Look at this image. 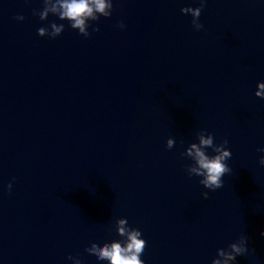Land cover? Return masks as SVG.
<instances>
[{
  "label": "water",
  "instance_id": "obj_1",
  "mask_svg": "<svg viewBox=\"0 0 264 264\" xmlns=\"http://www.w3.org/2000/svg\"><path fill=\"white\" fill-rule=\"evenodd\" d=\"M55 3L0 0V264H108L85 248L118 227L144 264H211L240 235L236 264H264V0H205L200 30L199 0H111L87 37ZM202 130L231 152L212 191L187 175Z\"/></svg>",
  "mask_w": 264,
  "mask_h": 264
},
{
  "label": "clouds",
  "instance_id": "obj_2",
  "mask_svg": "<svg viewBox=\"0 0 264 264\" xmlns=\"http://www.w3.org/2000/svg\"><path fill=\"white\" fill-rule=\"evenodd\" d=\"M204 4L205 0H199V4L196 7H181V13H191V24L194 30L202 28V24L197 18ZM111 8V0H56L51 10L53 12L58 11L61 19L70 21L71 27L79 28L80 33H83L87 37L89 33L85 31L86 20L89 18L95 19L94 13L96 12L108 16L109 12L106 9ZM14 18L18 21L24 19L22 15H17ZM62 27L63 25L58 27L53 24L50 36L53 38L58 36L61 33ZM117 27L123 29L125 25L120 21L117 23ZM93 31H98V29L94 28ZM37 34L43 35L44 29H39ZM261 87L264 88V83H261ZM254 95L264 98V91L254 92ZM173 143V138H168L165 147L171 149ZM227 144L228 141L226 139L221 140L219 143H214L213 134L211 132L205 133V130H202V133L198 137V143H191L185 149L187 156L193 161V164L187 168V175L191 177L192 174H195L199 178L198 183L209 191L220 188L222 186L221 177L231 171L226 163V160L231 156V152L226 147ZM257 151L261 153L258 163L260 166H264V146L258 148ZM179 155H184V153H180ZM6 188L8 191H11L12 184L9 183ZM201 196L207 198L208 192L202 191ZM118 225H125V220L120 219ZM117 230L119 235L126 237V239L123 241L113 240L100 245H97L95 242H89L85 251L94 254L97 260H106L108 264H144V261L140 259L145 246V240L142 238L141 232L135 227L131 229L118 227ZM261 235H264V231L261 232ZM248 251L250 249L246 246V237L240 235L235 241L230 242L227 248L219 251V255L223 259H213L211 264H236V257ZM67 259L73 260L74 258L69 256ZM74 264H80V261L74 260Z\"/></svg>",
  "mask_w": 264,
  "mask_h": 264
}]
</instances>
